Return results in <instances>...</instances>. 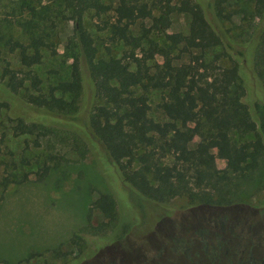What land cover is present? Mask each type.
<instances>
[{"label": "trees", "instance_id": "obj_1", "mask_svg": "<svg viewBox=\"0 0 264 264\" xmlns=\"http://www.w3.org/2000/svg\"><path fill=\"white\" fill-rule=\"evenodd\" d=\"M43 1H58L73 22L69 46L75 70L70 77L78 89L68 94L65 83L46 91L41 87L34 67L42 62V50L48 45L41 37L32 38L18 54L19 68L6 63L0 73L4 81L0 113L5 109L13 136L53 135L73 141L80 158L95 146L117 167L135 197L159 204L176 196L207 202L205 190L210 185L229 180L231 174L246 181L253 176L264 156V0L35 3ZM110 11L112 20L97 27L108 32L109 45L102 53L85 16ZM175 14L187 16L186 35L166 34ZM237 18L244 22L242 33H247L240 43L224 26ZM117 46L121 56L112 52ZM210 51L215 52L211 60ZM183 53L192 55L187 64L178 62ZM156 57L162 58L161 63ZM155 93L162 94L157 110L147 111ZM195 137L200 144L191 148ZM200 145L208 150L224 148L226 168L219 171L214 154ZM166 154L175 163L164 165L161 159ZM48 171L46 165L41 167L34 180H42ZM29 180L33 179L26 173L19 183ZM11 182L4 178L0 183L5 187ZM92 208L107 222L86 229L105 236L119 220L116 203L110 195L99 194ZM75 236L80 238V233Z\"/></svg>", "mask_w": 264, "mask_h": 264}, {"label": "rangeland", "instance_id": "obj_2", "mask_svg": "<svg viewBox=\"0 0 264 264\" xmlns=\"http://www.w3.org/2000/svg\"><path fill=\"white\" fill-rule=\"evenodd\" d=\"M68 15L58 1L38 4L35 0H1L0 73L6 63L18 69L20 50L32 38L41 37L48 45L42 50V62L34 67L41 87L46 91L65 83L66 93L76 91L78 84L70 77L75 67L69 46L73 22ZM112 16V11L100 17L93 13L85 16L86 27L102 53L109 45L108 32H100L97 27L112 20ZM240 25L244 26V22L238 18L234 24L224 25L231 28L232 38L238 43L247 38ZM135 30H139V24ZM172 33H188L187 16L175 14L172 17L166 34ZM112 52L122 54L118 46L113 47ZM218 52L220 49H216ZM190 53L199 55L197 51ZM214 53L210 51L207 58L211 60ZM191 56L183 53L178 62L187 64ZM155 60L161 63L162 58ZM0 83H4L1 78ZM161 97V93L151 95L147 111L156 112ZM33 117L40 119L36 113ZM43 122L48 124L49 120ZM11 128L4 109L0 113V182L4 178L13 182L5 187L0 183V261L110 264L115 260L117 264H144L146 261L194 264L188 258L194 257L203 242L199 231H204L207 239H215L216 229L208 217L217 213L221 219L217 220L219 226L224 222L227 228L234 222V232L241 235L246 253L252 245H255L254 253L264 252V156L260 157L259 167L248 181L231 174L229 180L210 185L205 190L207 202L176 196L159 204L135 197L130 185L123 182L117 167L101 149L91 145L86 156L80 158L73 141L60 140L53 135L16 137ZM199 144L195 137L190 147ZM200 148L214 154L219 171L226 168L224 148L208 150L204 145ZM179 158L185 157L179 154ZM161 161L164 165L175 163L171 154H166ZM45 165L49 168L47 176L35 181L34 174ZM26 173L33 180L19 183L20 176ZM194 190L199 192L197 188ZM99 194H108L114 199L119 215L116 226L105 236L91 234L86 229L107 222L99 210L92 208ZM196 221L202 223L193 226ZM77 233L80 238L75 236ZM224 234L229 235L227 231ZM189 246L192 247L190 253ZM199 264L208 263L201 259Z\"/></svg>", "mask_w": 264, "mask_h": 264}, {"label": "flooded vegetation", "instance_id": "obj_3", "mask_svg": "<svg viewBox=\"0 0 264 264\" xmlns=\"http://www.w3.org/2000/svg\"><path fill=\"white\" fill-rule=\"evenodd\" d=\"M208 218L210 219L209 223L211 226L216 229L215 239H207L205 232L199 231V234L203 236V242L194 252V257L189 256L188 259L191 263L199 264L201 259H204L208 264H264V252L254 253L255 245L250 246L249 251L246 253V247L242 242L241 235L234 232L235 224L233 221L226 228L224 222H221L220 226L217 223L218 219L221 220L220 214L217 213L214 216L211 214ZM201 223L200 221H196L193 226ZM225 231L228 232V236L224 234ZM205 237L206 239H204ZM187 251L189 253L192 252V247L189 246ZM201 252L203 254H200ZM246 256L247 258L245 259ZM151 262L146 261L144 264H152ZM110 264H117V262L114 260Z\"/></svg>", "mask_w": 264, "mask_h": 264}]
</instances>
